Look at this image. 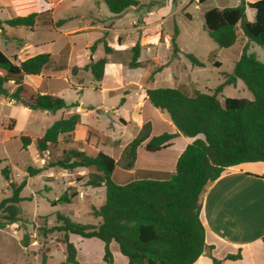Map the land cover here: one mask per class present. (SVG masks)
I'll list each match as a JSON object with an SVG mask.
<instances>
[{
	"label": "trees",
	"instance_id": "obj_1",
	"mask_svg": "<svg viewBox=\"0 0 264 264\" xmlns=\"http://www.w3.org/2000/svg\"><path fill=\"white\" fill-rule=\"evenodd\" d=\"M207 1L199 0V3ZM241 1L238 6L212 8L204 14L208 36L220 48H231L237 43L238 29L248 43L264 47V0L248 4L256 11L254 21L247 19V3ZM105 3L113 15L145 6L139 0H105ZM49 12H32L7 20L0 19V29L3 30L4 25L33 28L37 20ZM66 20L54 22L48 18L46 23L56 27ZM177 36L178 29L171 38L175 56L179 52ZM118 41L121 42L120 37ZM101 43L106 54L114 51L103 37L95 41L90 49L93 51ZM248 43L236 61L234 71L225 73V81L212 92L201 91L194 83L147 88L149 103L168 115L178 133L165 132L151 136L152 125L147 121L119 159L103 151L92 156L71 146L75 142V131L82 125L79 113L56 120L41 137L18 135L24 150L34 144L39 156L45 159L42 167L27 166L30 176L51 168L69 172L82 168L87 170L85 185L104 188L105 191L104 204L93 207L91 211L94 218L100 219L96 225L75 222L60 212L56 214L60 224L50 229V232L63 233L65 261L60 264H80L77 249L70 241L71 235L101 240L104 243L103 260L107 263L113 262L111 243L117 244L128 264H194L198 260L205 248V229L200 220L199 204V194L205 184L209 180H217L227 168L244 163H264V61L259 60L254 53H248ZM131 51L130 68L141 67L140 43L137 42ZM186 57L193 65L204 66L194 54L187 53ZM107 62V58L103 57L91 61L84 69L91 72L94 81L101 82ZM54 63L49 53L37 54L16 63L0 48V94L17 103L26 100L33 110L57 112L78 106L75 103L68 104L58 95L43 93L24 82L26 76H39ZM161 68L160 64L158 71ZM237 80L243 81L252 99L223 96L224 87L235 84ZM9 84L14 85L12 91ZM7 133L9 137H17L13 124L9 125ZM178 134L195 140L180 154L174 171L137 169L136 177L129 182L114 180L117 169H135L138 149L142 144L149 152H159L170 147ZM11 173L9 165L2 169L12 196L0 202V210L6 214V221L0 222L1 227L20 220L19 203L24 200L20 193L27 184L25 179L16 184L11 180ZM77 196L78 192L65 191L59 201L70 203ZM52 204L56 205L57 201ZM43 232L47 234V231ZM28 237L24 236L26 244ZM261 239L264 242V236ZM211 259L214 264H223V260ZM240 259L241 249L236 254L226 255L224 260ZM43 261H46L45 255Z\"/></svg>",
	"mask_w": 264,
	"mask_h": 264
},
{
	"label": "rangeland",
	"instance_id": "obj_2",
	"mask_svg": "<svg viewBox=\"0 0 264 264\" xmlns=\"http://www.w3.org/2000/svg\"><path fill=\"white\" fill-rule=\"evenodd\" d=\"M97 1L100 7L97 6ZM145 6L139 9H130L121 17L106 18L110 15L106 4L102 0H68L57 7L55 18H72L68 20V27H76L85 24L86 20L82 16L93 12L104 20L105 25L114 26V30L106 31L103 38H107L111 45L117 46V28H129L134 20H141L143 16H149V20L157 17L154 27L142 28L148 37L144 40L143 46L150 44L153 37L160 35L156 50L151 52L143 51L142 58L148 55V60L142 61L143 69L130 68L132 59L130 49L112 53V59L123 63L125 74H144L141 83L146 88H166L177 87L180 84L194 83L201 91H213L219 84L225 81V73L234 71L235 63L240 58L244 46L248 40L238 29V41L231 48H220L209 36L205 29L204 14L211 8L234 7L241 4V0H209L200 4L199 0H139ZM100 8V9H99ZM154 9V13L148 11ZM153 15V16H152ZM251 16V12H247ZM3 17L7 15L3 13ZM141 22V21H140ZM138 22L137 25H141ZM142 29L140 31H142ZM178 29L176 42L179 52L175 56L171 38L175 30ZM18 33L25 36L27 40H56L60 34L55 29H40L32 34L20 28ZM125 35V34H123ZM127 37L125 43L135 44L138 36ZM78 37L76 46L77 54L84 61L90 50L86 51L85 42L92 44L95 40L94 32H87ZM248 53H254L257 58L264 61V47L253 42L248 43ZM156 52V54H155ZM187 53L194 54L203 64V67L195 66L186 57ZM93 57L105 56L103 46L100 45L94 51ZM141 57V55H140ZM65 58L60 59L64 61ZM140 60V58H139ZM220 63V66L217 64ZM162 65L158 71L159 65ZM121 72V71H120ZM73 81L71 87L83 86L82 91H75L70 86L59 96L67 103L79 102L81 105L93 106L87 114L81 113V127L74 134L72 147L85 151L89 155H96L98 150L119 159L125 147L140 132V121L144 117L154 123V134L158 136L164 132H169V127L159 120L158 109L147 102L146 106L135 107L143 97L141 89L138 87H127L121 89L119 86V73L112 72L102 83L103 87H109L110 92L94 89L98 87L91 72L84 68L75 67L72 71ZM134 77V80H139ZM61 83H63L61 81ZM107 85V86H106ZM224 97L249 98L253 96L246 88L243 81L238 80L234 85H228L223 90ZM222 98V97H221ZM223 99V98H222ZM125 100V101H124ZM97 107L111 109L107 113L97 112ZM78 109L81 108L78 106ZM85 110V108H82ZM117 109V111H116ZM68 109L60 110L53 114L46 110L36 109L31 115H24L21 123L14 128L17 137H9L0 134V202L12 196V191L8 182L2 174V169L9 165L12 169L11 180L20 184L24 179L27 184L20 195L24 198L19 203L21 213L20 220L16 223H8L0 226V264H60L65 261V245L63 244V233L59 231L50 232L53 227L59 226L56 214L58 212L70 217L73 221L84 224H98L100 219L94 218L91 214L92 208L102 206L106 200L104 188H93L85 185L86 169H77L73 172L60 168L44 170L40 174L30 176L26 170L27 165L42 167L37 152L33 148L24 150L19 139V134H26L41 137L44 135L43 129L52 124L54 120L61 118V113ZM11 111L2 102L0 97V128L10 118ZM66 116V115H65ZM167 116V115H166ZM66 118V117H65ZM4 140V142L2 141ZM2 141V142H1ZM179 150V142L174 141V145L169 149L159 152H149L145 150L144 144L139 147L138 170H164L168 168L175 170L176 165L172 163ZM170 164L169 167H167ZM259 169L260 166H255ZM137 170V169H136ZM170 170V169H169ZM125 173V174H124ZM127 172L117 169L113 178L117 182H122ZM136 177L135 173L133 179ZM132 179V180H133ZM131 181V180H130ZM129 182V181H128ZM260 186H256L255 193L258 195ZM65 191L69 193L78 192L70 203L60 202L59 199ZM57 201L56 205L52 203ZM6 214L0 210V222H5ZM47 231L44 234L43 231ZM28 235L27 244L24 236ZM70 241L75 245L80 264H124L127 263L125 256L118 250L116 243L114 260L107 263L103 260L104 243L96 238H81L71 235ZM44 255L46 261H43Z\"/></svg>",
	"mask_w": 264,
	"mask_h": 264
},
{
	"label": "crops",
	"instance_id": "obj_3",
	"mask_svg": "<svg viewBox=\"0 0 264 264\" xmlns=\"http://www.w3.org/2000/svg\"><path fill=\"white\" fill-rule=\"evenodd\" d=\"M65 1L68 0H0L1 20H7L16 16H24L32 12L42 13L50 11L49 14H45L44 16L40 17L33 28L9 27L7 25H4V29H0V48L8 57L15 60L16 63L22 62L32 56L41 53L51 54L53 60L55 61V63L45 69L41 73V75L26 76L24 78V82L32 85L36 89H40L41 91H43V93H52L58 96L63 93L68 88V86H70V88L77 92L82 91L83 86L77 85L75 88L71 87V83L73 81L72 71L74 70V68H84L85 65H87L91 61H96L100 58L106 57L108 62L105 65L103 80L101 82H97L98 87L94 86V89H104L103 91L110 92L111 88L105 86L103 87L102 83L105 81V79H107L110 73L116 72L119 73V80L121 82L119 83L118 87H121V89H126L127 87L134 86L141 89L143 98L137 102L135 107L146 106L147 102H149L146 97L147 88L143 85V83H141V77L144 74V71H142L143 73L141 74H132L126 76L123 63L113 60L111 54L118 53L127 49L131 50V48L137 42H139L140 45L143 46V42L148 37V35L144 34V30L142 28L148 27L150 25L151 27H154L153 25L158 22L157 19L159 18L160 14L150 20L148 18V15L147 18L146 16H143L142 20L138 18L137 21L134 20L132 22V25L129 28H117L116 30L118 32V38H121L120 43L117 40V46L111 45L106 38L108 45L114 51L111 54H106L104 50L105 56L93 57L92 55L94 51H96L100 45H102L104 49V45L102 43L98 44L93 51L90 49V47L95 43V41L104 36L105 31L108 37L109 32L115 29V24H113V26L105 25L104 20L99 17L98 14L95 15L93 12H90L87 16H82V19L86 20V23L82 26L79 25L76 27L65 28L68 25V20L72 19L70 17L59 18L67 19L66 22H64V24H62L61 26L55 27L47 24L46 21L48 20V18H51L54 22L59 20L55 18V12L57 7H59L61 4H64ZM102 1L105 2V0ZM256 1L257 0H245V2L247 3L246 15L248 11L251 12V16L247 15V19L250 21L255 20L256 11L250 8L248 4L254 3ZM97 6L100 7L98 1ZM130 9L135 10L139 8ZM130 9H127L120 15H113L110 12V15L106 16V18L121 17ZM148 12L149 14H152L154 13V9ZM3 13H5L7 16L3 17ZM138 22H140L141 25H137ZM20 28H24L26 32H30V34L40 29H55L60 34V37H58L56 40L53 39L50 41L27 40L25 36L18 33V30H20ZM141 29L142 31H140ZM87 32L95 33V40L92 44H89V42L84 43L86 51L90 50L91 57L88 58L89 55H86L85 60L80 61L82 57L77 54L76 46L78 44V37L75 36ZM133 34H136L138 36V40L136 41V43L132 45L126 44L125 39L127 37H134ZM153 35L155 36L153 37V40L150 42V44H146L143 46V51L151 52V54L156 50V45H158V40L160 38V35ZM142 53L139 61L144 62L148 60L149 57L147 55L146 57L142 58ZM62 58H65L64 61H60V59ZM134 69L144 70V68L142 67ZM134 77H139V80H134ZM61 81L63 83H61ZM8 87H10L11 91L14 89L13 84H9ZM0 97L2 98V102L9 108V111L12 112L9 116L10 118L0 128V133L6 134L8 136L7 129L9 125L13 124L14 128H16L17 125H19V120L21 123L23 116L25 114L31 115L34 110L30 109L29 106L23 105L22 103H17L14 100H10L8 97L2 94H0ZM74 103L77 104L81 109L79 110L78 106L68 108L67 111L61 113V118H67L74 113H79L80 115L81 113L87 114L90 110L95 108L93 106L81 105L78 101ZM82 108H85V110H83ZM110 110L111 109L109 108L102 109L100 107H97V112L103 111V113H107ZM54 113L56 112H53V114ZM159 120L167 127H169L170 130L168 133H178L177 128L170 121L168 115L166 116V114L162 113L161 111L159 113ZM55 121L56 120H54L52 124ZM147 121L151 122L152 125L151 136H155L154 123L151 120L142 117L140 121V128H142L143 124ZM51 125L46 126L42 130L43 133H45L47 128ZM79 128L75 131V133L79 130ZM28 136L37 137L32 135ZM177 140L179 142V150L177 151V154L172 161L173 165H176L177 159L180 154L188 144L195 140V138L187 137L183 134H178L171 141V146L166 149L171 148L174 145V141ZM2 141L4 142V140ZM29 148H33V150L37 152L34 144L29 146ZM100 151L102 150H98V152ZM37 156L40 161H43V165L45 159H42L39 156L38 152ZM138 157L139 149L135 169L126 171L128 174L127 177H125L124 175H120L123 176L122 178H124L122 182H128L133 179L134 173L136 169H138ZM169 166L170 164L167 167ZM255 166H260V168L255 169ZM171 169L172 168H168V171H174ZM260 177H264V163H244L238 166L227 168L221 174V176L213 182V186L207 191L206 195L203 198L200 210V220L205 229V247H207V249L204 248L205 254L203 253L194 264H214L211 257H214L221 261L223 260V264H264V242H262L261 239L264 236V178ZM257 185L260 186L258 195L255 193ZM112 244L113 243H111L110 248L114 260L115 247H113ZM239 249L242 250V259L235 261L224 260L226 255L236 254ZM124 264H128V260L127 263L126 261H124Z\"/></svg>",
	"mask_w": 264,
	"mask_h": 264
},
{
	"label": "water",
	"instance_id": "obj_4",
	"mask_svg": "<svg viewBox=\"0 0 264 264\" xmlns=\"http://www.w3.org/2000/svg\"><path fill=\"white\" fill-rule=\"evenodd\" d=\"M20 103H22L23 105L29 106V102L26 101V100H21ZM213 182H214V181L209 180V181L205 184V186H204V188L202 189V191L200 192V194H199V204H200V205H201V203L203 202V198H204V196L206 195L207 191H208L209 189H211V187L213 186ZM205 249H207V247H205ZM203 253L205 254V251H203Z\"/></svg>",
	"mask_w": 264,
	"mask_h": 264
}]
</instances>
